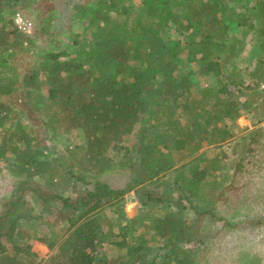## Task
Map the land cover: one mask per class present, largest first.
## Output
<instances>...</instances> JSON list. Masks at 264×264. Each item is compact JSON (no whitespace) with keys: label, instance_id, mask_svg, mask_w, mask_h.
<instances>
[{"label":"trees","instance_id":"1","mask_svg":"<svg viewBox=\"0 0 264 264\" xmlns=\"http://www.w3.org/2000/svg\"><path fill=\"white\" fill-rule=\"evenodd\" d=\"M4 1L14 6L12 0H0V22L4 20ZM179 1L180 8L186 9L187 17L169 13V19L179 29L183 41H173L167 46L161 34L166 24L154 16L156 9L165 4L171 5L173 1L141 0V8L145 6L146 11L132 16L129 14V9L133 8L132 0H80L72 4L70 23L74 25L89 21L93 26L92 41L87 47H82L83 44L76 41L77 34L72 35L76 47L73 46L75 58L71 60L59 61L60 57H67L64 52L44 53L43 59H48L49 64L42 65L40 69L45 73L41 83L46 86V94L40 90L37 68L26 71L20 84L12 67L9 68V77L0 73V132L3 137L0 160L8 162L6 157L11 155L17 164L16 170L11 173L24 178L17 188L19 194L3 203L0 213V264H158L156 258L150 261L146 259L152 250L147 247L142 235L135 234L136 219L123 220L124 226L132 230V235L127 230L121 239H115L111 228L105 232L101 229L102 225H107V220H100V210L121 203L131 191L143 206L147 202L167 203L177 212L190 209L195 217L203 216L211 222L221 221L216 218L212 207L202 210L189 196L202 197L208 176H218L216 173L224 168L219 154L205 159L203 168L198 160L202 158V148L210 135L218 132L217 135L226 137L228 134L224 129L212 127L218 117L209 113L204 106L214 93L223 94L226 89H214L210 85L194 87L188 76L192 73L188 65L189 61L195 60L199 67L197 75L218 78L221 69L217 59L228 50L229 54L224 60L230 62L229 67H233L236 44L241 42V37L236 36L241 27L238 21L241 15L227 8V0H203L201 3L196 0ZM25 9H28L27 5ZM257 9L259 15L264 17V2H258ZM53 12V7H48L46 15L38 21V31L34 30L32 36L8 31L0 23L2 67L7 63L4 54L11 52L13 58L16 50L27 53L35 50L36 42L42 40L43 32H47L53 23L49 19ZM109 12L117 15L113 23L108 22ZM227 12L231 15L235 12V15L225 23ZM15 13L13 9L8 14L13 16ZM181 18H185L186 22L183 23ZM193 23L201 26L200 33L191 31ZM230 23L236 31L225 44L221 39L228 33ZM14 34L16 40L11 42L9 37ZM184 49L187 54L184 60L186 71L180 73L178 64ZM259 49L264 50V42L259 43ZM79 56L81 59H78ZM260 66H255L256 73H259L257 81L263 79ZM192 88L197 90L194 94ZM13 93L18 95L16 99L21 107L37 112L39 125L31 124L28 130L20 124L14 131L6 129L4 125L11 110L6 99ZM257 93L252 108L255 112L264 110L259 90ZM154 102L158 109L152 113L153 121L163 129L142 124L133 144L125 145L124 138L134 133L135 126L145 120ZM212 104L213 109L218 108L215 114L227 113L226 100L220 107L216 101ZM179 115L190 121L185 128L179 127ZM38 127L52 134L78 130L82 134V144L70 149L67 147L65 157L47 159L42 155L45 147L41 143V136L35 131ZM262 136L264 128L247 132L244 137L246 151L252 154L255 151L254 147L250 148L252 143L256 146V137ZM222 139L224 137L212 142L220 143ZM161 149L180 155L181 163H185L181 181L171 186L175 197L171 195L172 191H162L158 195V188L163 186L159 175L164 168L161 164L152 165V159L158 156L159 162L164 163V157L160 156ZM111 151L120 156L114 163L108 156ZM194 154L198 155L187 160ZM113 168H127L130 171L131 181L125 187L112 188L99 179ZM76 183L88 185L89 189L81 186L82 191L74 198L63 195L69 190L74 192ZM21 190H28L30 200L41 205L44 212L54 214L55 220L49 224L51 229L54 224L63 225L57 247L46 236H30L23 231L22 224L34 217L29 216L31 207L24 199L25 192ZM144 228L152 229L156 238L164 240L168 251L181 255L178 264L186 263L184 257L189 256L192 250H182L179 245L188 242L186 231L189 228L178 213L167 214L154 220L151 227ZM32 238L45 243L50 251H57L44 261L38 259L30 251ZM104 244L125 249L130 261L125 262L121 257L107 259L101 250ZM248 260V264H264V257L257 254H250Z\"/></svg>","mask_w":264,"mask_h":264},{"label":"rangeland","instance_id":"2","mask_svg":"<svg viewBox=\"0 0 264 264\" xmlns=\"http://www.w3.org/2000/svg\"><path fill=\"white\" fill-rule=\"evenodd\" d=\"M12 1L11 3H14L13 7L7 4L6 1L3 2L5 9L4 20L0 22L6 26L5 28L8 31H16L11 22L12 16L8 14L10 10L14 9L19 12L32 23L34 30L38 31L39 19L46 15L45 12L48 7L52 6L54 9L49 18L53 23H51V27L47 32H43L42 40L38 39L35 50H30L28 53L16 50L13 58L11 52H8L4 54L7 59L6 65L4 67L0 65V73L4 77L11 76L10 67L15 69L18 84L23 80V75L26 71L32 68L39 69L40 90L43 94H46V86L41 83L45 73L43 69H40L42 65L49 64L48 59H43L44 53L46 51L55 54L66 53L67 57H60L59 61L75 58L72 52L73 46H75L72 35L77 34V43L83 44L82 47H87L92 41L91 32L93 31V26L89 21H84L81 24H77L75 21L76 24L74 25L70 23L72 4L80 0ZM169 1L174 3L171 5L165 4L156 9L154 13L156 20H162L166 24V28L161 34L167 46H170L173 41H183L179 29L169 19V13L187 17V11L184 7L180 8L179 0ZM196 1L201 3L203 0ZM258 2H264V0H235L234 2L227 0L225 3L227 8L235 10L236 13L241 15V18L238 19L241 27L236 35L241 37L239 38L241 42L236 44L233 67H229L230 62L224 60V57L229 54L228 50L217 59L221 69V75L218 78L211 75L202 78L197 75L199 67L195 60L189 61L188 65V69L192 71L188 76L194 87L210 85L214 89L222 87L226 89L223 94L214 93L212 99L205 101L204 106L209 113L218 117V121L212 127L218 130H220L219 128L224 129L226 134H228L226 137L225 135H217L218 132L215 135H210L208 138L210 142L208 141L204 144L201 152L202 158L198 160L200 167L203 168L205 159L219 154L224 168L219 173H216L218 176L213 174L208 176L205 193L202 197L189 196L190 200L202 210L212 207L216 218L221 219V221L211 222L203 216L195 217L190 209L177 212L174 207L169 206L167 203L163 205L147 202L146 206H143L139 203L134 191L125 195L121 203L112 207H105L99 212L100 220H107V225H102L101 227L102 231L105 232L108 228H111L115 239L123 238L127 230H130L132 235V230L128 226H124L123 220L136 219L138 221L137 225L140 226L136 225L137 231L135 234L137 236L142 235L147 247L152 250L146 256L149 261L156 258L158 264H178L181 255L177 252L168 251L164 240L156 238L152 229L147 230L144 228V226L151 227V223L154 220L174 213H178L189 228L186 231L188 242L179 245L182 250H192L189 256L184 257L185 264H248V256L250 254L264 257V136L256 137V146L252 143L250 147L255 149L252 154L246 151L244 144V137L247 132L264 128V110L255 112L252 109L257 100L258 86L264 82V50L260 51L259 49V43L261 41L264 42V17L258 13ZM131 4L133 8L129 9V14L132 16L137 15L139 11H146L145 6L141 8V0H132ZM25 5H27L28 9H25ZM234 13L231 15L230 12H227L224 22H228V19L235 15ZM221 15L225 17L223 14ZM116 20V13L109 12L108 22L113 23ZM182 20L183 23L186 22L185 18ZM191 31L200 33L201 26L193 23ZM235 31L233 24H228V33L226 32L221 39L223 43L226 44L230 39V35L233 36ZM9 39L11 42H15L16 34L10 36ZM186 55V50L184 49L180 54L181 60L178 64L180 73H185L186 71V66H184ZM78 59H81V56ZM259 64L261 65L260 73L263 79L257 81L259 73H256L255 66ZM125 76L127 77V74ZM195 91H197L196 88H192L193 94ZM17 96V94L13 93L6 99V102L10 103L11 106L9 119L4 125L6 129L14 131L17 128V124H20L25 130L31 128V124L39 125L40 121L37 112L28 111L21 107L20 102L16 99ZM213 100L217 102L218 107L222 106L224 100H226L228 104L227 113L215 114L218 108L213 109ZM156 104L154 102L151 105L145 120L135 126L134 133L124 138L123 143L125 145L133 144L137 135L136 132L142 124L146 127L163 129L153 121L152 113L158 109ZM237 113L238 115H236ZM179 121L180 129L185 128L190 123L182 115H179ZM35 131L41 136V143L45 147L42 155L47 159L58 156L65 157V149L67 147L70 149L74 145L82 144L83 141L82 134L78 130H72L67 134H52L51 131L38 127ZM222 137L224 139L220 143L212 142ZM2 138V132H0V142ZM161 151L160 156L164 157V163L159 162L158 156L152 159V165L161 164L164 168L159 175L161 177L159 181L163 186L158 188V195L162 194V191H172L171 186L173 183L180 182L182 174L185 173V163H181L183 160H180V155H175L162 149ZM198 154H194L187 160L195 158ZM108 156L112 158L113 163L120 158L113 151L108 153ZM6 158L8 162L0 160V213L3 209V203L19 194L17 188L20 187L19 183L24 180L23 176L17 177L11 173L17 167L11 155H7ZM99 179L107 182L112 188H123L131 181V175L127 168H113L111 172L101 175ZM81 186L89 189L88 185L76 183L74 192L69 190L63 195L74 198L78 192L82 191ZM139 187L141 186H137V188ZM21 191L25 192V194H22L29 207H31L29 216L34 217L29 222L22 224L23 231L30 236L32 234L36 237L46 236L47 240L53 242L54 246L57 247L60 243L61 231L64 229L63 225L61 223L54 224L51 229L49 224L55 220L54 214L49 215L46 211L44 212L41 205L33 203L30 200L31 193L28 190ZM171 195L175 197L176 193L172 191ZM224 221H226V225ZM49 231L53 232L48 233ZM103 241H106V239L103 238ZM30 244V251L43 261L57 251V249L50 251L45 243L35 239ZM7 247L10 248V245L7 244ZM101 250L107 259L121 257L125 262L130 261L128 256H126L125 249H118L112 244H104Z\"/></svg>","mask_w":264,"mask_h":264},{"label":"built area","instance_id":"3","mask_svg":"<svg viewBox=\"0 0 264 264\" xmlns=\"http://www.w3.org/2000/svg\"><path fill=\"white\" fill-rule=\"evenodd\" d=\"M12 24L14 29H16L18 33L27 36H32L34 34V26L32 25V23L29 20H27L25 17H23L19 12H16L12 16ZM258 90L261 94V100L264 104V82H262L258 86Z\"/></svg>","mask_w":264,"mask_h":264}]
</instances>
